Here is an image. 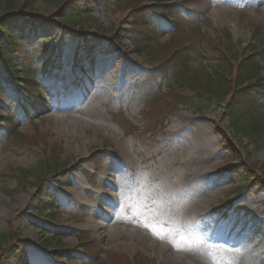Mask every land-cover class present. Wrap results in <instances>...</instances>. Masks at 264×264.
<instances>
[{
	"label": "rangeland",
	"instance_id": "1",
	"mask_svg": "<svg viewBox=\"0 0 264 264\" xmlns=\"http://www.w3.org/2000/svg\"><path fill=\"white\" fill-rule=\"evenodd\" d=\"M116 1L76 0L88 19L90 39H96L97 26L104 29L103 37L91 42L95 46L89 54L83 53L82 44L76 55L77 36L82 37L78 28L71 30L58 16L51 19L56 9L43 1L36 4L38 13L51 21L44 28L21 32L10 49L16 76L10 82L0 81V233L11 224L17 236L0 251V264H178L182 251L138 226L142 220L168 236L192 227L183 232L188 238L183 242L202 241L201 246L211 250L220 264H228L226 257L232 255L221 247L228 245L240 246L237 264H264V148H256L248 137L230 128L225 103L196 94L197 89L189 85L185 93L166 88L172 61L151 66L136 53L133 16L122 12ZM155 2L163 8L162 19L154 27L156 39L169 43V52L180 51L176 60L185 57L191 73L211 71L218 63V50L228 48L238 57L232 62L235 71L243 55L254 51V61L264 75V0ZM4 16L0 10V23ZM68 44L75 47L68 50ZM51 47L59 48L45 66ZM76 61L80 67L74 69ZM30 68L37 69L36 74L26 79L24 71ZM4 69L0 59V72ZM77 79L97 88V99L74 96L73 105L62 112L70 113L77 123L71 128L62 122L56 126L49 118L51 109L45 107L47 101L51 95L59 97L62 89L79 87ZM13 128L18 134H10ZM219 132L226 140L220 139ZM175 147L187 159L186 165L210 170L196 180L207 184L201 190L214 193L201 205L202 216L218 231L216 241L205 243L193 228V221L199 219L191 207L196 201L193 194L185 199L189 218L180 217L182 200L168 215L163 213L166 199L153 195L157 183L161 188L163 180L172 178L167 172L177 157ZM124 149L133 173L125 169L122 178L130 186L126 196L130 209L127 217L122 214L119 219L139 227L163 246L161 250L139 239L109 241L96 229L98 222L107 223L93 216L98 207L107 205L102 191L109 194L110 202L115 199L106 186L107 165L114 164ZM39 162L58 168L37 184L30 183L31 178L25 183L20 169H32ZM245 168L252 169L253 181L244 179ZM112 214L117 218L116 210ZM181 223L182 229L177 226ZM221 225L227 226L225 232ZM171 253L176 258H168ZM204 254L202 264H211L207 251Z\"/></svg>",
	"mask_w": 264,
	"mask_h": 264
},
{
	"label": "trees",
	"instance_id": "2",
	"mask_svg": "<svg viewBox=\"0 0 264 264\" xmlns=\"http://www.w3.org/2000/svg\"><path fill=\"white\" fill-rule=\"evenodd\" d=\"M40 1L55 7L56 11L51 14V19L58 16L66 27L71 30L78 28L79 34L85 38L83 42L86 54L93 50L95 45L91 44L90 35L86 33L88 19L85 20V16L79 11L76 0H0V10L5 15L0 23L3 33V36H0V52L6 57L9 64V71L0 72V81L10 82L16 76L14 60L10 58L8 45L11 47L12 44H15L23 32L44 28L51 21L38 13L36 4ZM155 1H116V6L121 8L122 12H129L133 16V40L138 55L144 57L145 61L152 66L172 61L175 69H173V80L168 82V88L185 93L188 92L189 85L197 89L195 90L196 94L202 93L209 98H215L221 102L226 101L225 112L229 118L230 128L248 137L256 148H264V112L262 111L264 107V75L261 67L254 61V52L243 56L235 71L232 61L236 59V56H233L228 48L219 49L218 63L211 71L200 70L191 73L185 57L182 56L180 60H176L180 51L169 52V43H159L156 39L154 27L161 20L163 8L158 9ZM150 26L152 27L150 28ZM95 32L93 35L97 41L103 37L104 29L97 26ZM225 35L228 36L227 33ZM53 56H55L54 51L45 57L43 65L47 66L54 59ZM36 70L32 71L30 68V70L24 71V77L27 79L34 76ZM15 132L18 134L17 128L11 129L10 134ZM219 135L220 139L226 140L224 133L219 132ZM57 168L50 169L48 164L39 162L32 169H20V174L25 183H28L31 178L34 181L30 183L37 184ZM243 172L247 182L254 180L255 174L252 173V169L245 168ZM262 184L264 185V183ZM15 235L17 236V231L11 224L7 231L0 233V251L5 244L10 243L11 237Z\"/></svg>",
	"mask_w": 264,
	"mask_h": 264
},
{
	"label": "bare ground",
	"instance_id": "3",
	"mask_svg": "<svg viewBox=\"0 0 264 264\" xmlns=\"http://www.w3.org/2000/svg\"><path fill=\"white\" fill-rule=\"evenodd\" d=\"M75 47L73 44H68L67 49L71 50ZM77 83H79V87L76 86V89L74 88H67L62 89L59 92V97L55 98L53 95H51V98L49 101L45 102L46 108L51 109V121L54 122L56 126H59L60 122H62L63 127L65 128H71V126H75L74 124L77 123V120L72 117V115L68 112H62L67 111L68 108H70L73 103L75 102L74 96L76 99H82L84 97H87L86 99L89 101H94L97 99L96 93L97 88H91V85H88L87 80L84 81L78 80ZM55 98V102H54ZM54 113V114H53ZM58 113V114H55ZM61 113V114H59ZM67 113V115L65 114ZM170 141H172L171 136L169 138ZM120 146H124V143H121ZM176 155L174 156L173 161L171 160V166L167 172V174L172 175V178H167V181L163 180L161 184V188L158 187L159 183H157L155 186V189L153 191V195L158 193L159 195H162L159 198L166 199L163 213L168 212L170 209L175 208V202L178 200H182V204H180V212L182 213V216L180 217H188L191 213V210L188 208L186 204L185 199H189L190 195H194L193 199H196V201L192 204L193 212H195L194 218L198 219V221L195 222L194 229H196V233L199 235L201 240H204L205 243L207 241H216L218 240V231L212 226L211 222L208 221L203 215V209H202V199H210L214 197L213 192H207L206 190H201L203 187L205 188V185H203L201 182L196 180L197 177L208 175L210 170H206L200 165L197 164H185L186 158L184 157L183 153L179 150L178 147H175ZM127 151L124 149V154L121 156H117L116 160L114 161V164L108 163L107 170L108 174L106 175L109 179V184H106L107 187L110 186V188L113 191L114 200L113 202H110V196L105 191H102L103 200L106 202L105 206L98 207V211H93V216H101V219L104 220V222H98L97 224V231H101V234L105 236V238L109 241L116 242V240L120 237H127L131 240L139 239L143 241L144 243H148L153 249L161 250L163 247L160 243H158L156 240L150 238L147 234H143L142 230L139 227H135L134 225L130 223H126L127 221H122L118 217L116 218L115 214H112V211H115L117 209V206L119 205L118 202H116V198L121 197V193H124L125 196L129 195L130 186L128 183H126L122 178L125 176L124 174L129 172L130 174L133 173V168L128 165L127 161ZM179 166V168H176V166ZM126 166V167H125ZM126 169V170H125ZM177 171V174L175 172ZM114 172V173H112ZM177 175V176H176ZM199 187V188H198ZM201 187V188H200ZM77 190H81L80 187H77ZM199 190V191H198ZM201 190V191H200ZM115 192V193H114ZM117 194V196H116ZM66 198V194H63ZM157 197V196H156ZM101 200V199H100ZM128 210L130 207L127 205ZM112 210V211H111ZM159 213L161 212L160 209ZM168 215H171V213H167ZM202 216V217H201ZM193 218V219H194ZM165 220V217H164ZM101 223V224H100ZM235 224V222H234ZM193 225V223H192ZM179 228H183V223L177 224ZM240 228V227H239ZM241 229V228H240ZM179 231V230H178ZM180 233V231H179ZM184 235V234H183ZM215 238L212 240H208V238ZM188 240V238H187ZM219 243V241H218ZM165 248V247H164ZM171 255H173L171 253ZM168 255V258H176L175 255L171 256ZM203 256L205 254L198 252V251H182L180 255H178L177 262L178 264H202L203 263ZM206 257V256H205Z\"/></svg>",
	"mask_w": 264,
	"mask_h": 264
},
{
	"label": "snow or ice",
	"instance_id": "4",
	"mask_svg": "<svg viewBox=\"0 0 264 264\" xmlns=\"http://www.w3.org/2000/svg\"><path fill=\"white\" fill-rule=\"evenodd\" d=\"M55 102V98H54ZM126 167V166H125ZM121 209L123 212H121ZM127 217L129 215V210L127 208V198L124 195V193H121V200L119 205L117 206L116 209V215L119 218L121 215ZM135 222V221H131ZM195 225V222H193V227ZM138 226L146 228L148 231H150L156 238L158 239H167L172 246L178 250V251H198L201 252L202 254L207 251V254L209 255L211 259V264H220L219 260L215 257L213 252L211 250H207L204 247H202V241L198 243H193L191 241H188L187 243H184L183 241L187 240V236L183 235L184 231H191L192 227L184 230L182 229L180 234L176 236H168L167 234L162 233L161 231L158 230L157 226L154 223H149L147 221H139ZM227 229L226 225H221L220 230L222 232H225ZM221 247H227L228 250L232 253L229 257H226L228 264H237V256L239 255L240 252V246H221Z\"/></svg>",
	"mask_w": 264,
	"mask_h": 264
}]
</instances>
